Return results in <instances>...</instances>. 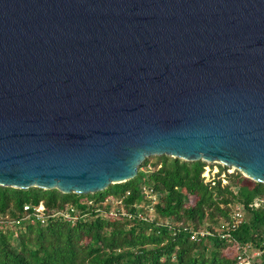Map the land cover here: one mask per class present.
Wrapping results in <instances>:
<instances>
[{
  "label": "water",
  "instance_id": "water-1",
  "mask_svg": "<svg viewBox=\"0 0 264 264\" xmlns=\"http://www.w3.org/2000/svg\"><path fill=\"white\" fill-rule=\"evenodd\" d=\"M152 156L264 184V0H0V186L95 194Z\"/></svg>",
  "mask_w": 264,
  "mask_h": 264
},
{
  "label": "trees",
  "instance_id": "trees-1",
  "mask_svg": "<svg viewBox=\"0 0 264 264\" xmlns=\"http://www.w3.org/2000/svg\"><path fill=\"white\" fill-rule=\"evenodd\" d=\"M154 158L151 165L145 159L140 166L144 170L139 168L133 179L95 194L0 186V221L7 215L20 218L24 205L39 202L47 210L73 204L80 214L74 222L61 218L45 224L24 220L16 226L0 222V264H238V251H258L254 263L264 264V204L249 206L264 196L263 183L234 170L237 182L231 174L225 185L217 179L212 185L201 176L209 163ZM216 165L220 170L226 167ZM144 186L157 194L151 211ZM236 206H242V216L232 227ZM121 207L130 216L105 215ZM202 228L212 235L190 238L191 231ZM222 229L229 237L217 233Z\"/></svg>",
  "mask_w": 264,
  "mask_h": 264
},
{
  "label": "built area",
  "instance_id": "built-area-1",
  "mask_svg": "<svg viewBox=\"0 0 264 264\" xmlns=\"http://www.w3.org/2000/svg\"><path fill=\"white\" fill-rule=\"evenodd\" d=\"M150 168V166H148ZM202 178L204 179V182L211 183L214 185L215 180L221 181V186L225 185L227 183V177L225 173L218 174L217 170L211 171L209 167H204V171L201 174ZM143 193L145 194L146 198L150 200V205L147 208L149 211L152 210V205L157 199V194L149 187L144 186L142 188ZM88 204H92V201L89 200L87 202ZM116 204H120V201H117ZM261 204H264V196L262 197H256L252 200V202L249 204L251 207H258ZM24 214L20 218L12 219L8 215L5 216L0 222H3L5 224H9L12 226L19 225L24 220L30 221V222H39L40 224H45L48 219L52 218H61L65 220H69L74 222L79 217V210L73 205L69 204L66 205L63 209H49L47 210L46 207L42 202H39L37 205H24L23 206ZM118 213H120L123 216H130L129 213H127L122 207L120 208L119 212L111 209L108 212H105L106 216H116ZM242 216V206H236L233 208L231 220H232V227H235L240 218ZM138 217L143 218L144 220H149V217H146L142 214H138ZM224 228V226L222 227ZM222 238L229 237L228 232H223L222 230H218L217 232ZM212 235V232L206 228L193 230L190 233V238L195 240L199 237ZM260 253L258 251H253L251 253L244 252H237V262L238 264H255L254 258L255 256H258Z\"/></svg>",
  "mask_w": 264,
  "mask_h": 264
},
{
  "label": "rangeland",
  "instance_id": "rangeland-1",
  "mask_svg": "<svg viewBox=\"0 0 264 264\" xmlns=\"http://www.w3.org/2000/svg\"><path fill=\"white\" fill-rule=\"evenodd\" d=\"M155 156L149 157L148 158V165H151L152 162L155 160ZM205 167H209L211 171L217 170L218 174L225 173L227 177V182H228V176L229 175H234L232 178V181L237 182V178H235L237 175H235V171L231 167H225L224 169L220 170V168L216 165V163H209V165H206ZM140 170H144V168H140Z\"/></svg>",
  "mask_w": 264,
  "mask_h": 264
}]
</instances>
